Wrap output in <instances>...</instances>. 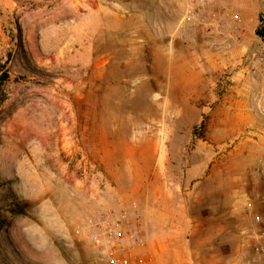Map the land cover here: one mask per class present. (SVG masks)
Wrapping results in <instances>:
<instances>
[{"label":"rangeland","instance_id":"obj_1","mask_svg":"<svg viewBox=\"0 0 264 264\" xmlns=\"http://www.w3.org/2000/svg\"><path fill=\"white\" fill-rule=\"evenodd\" d=\"M209 1L242 44L179 31L181 0H0V264H106L77 230L134 203L157 264L264 241V0Z\"/></svg>","mask_w":264,"mask_h":264},{"label":"built area","instance_id":"obj_2","mask_svg":"<svg viewBox=\"0 0 264 264\" xmlns=\"http://www.w3.org/2000/svg\"><path fill=\"white\" fill-rule=\"evenodd\" d=\"M181 1L184 3V9L179 16V31L197 28L219 36L220 40L225 38L222 45L225 51L242 44L243 29L239 13L231 12L217 1ZM248 22L255 25L256 45L253 49H246V61L249 65L255 62L264 67V16H250ZM248 206L253 209L254 201H249ZM136 208L134 203L130 209H115L101 219L90 220L77 232L89 233L106 264H157L145 223ZM255 219L262 221L260 215H256ZM238 264H264V241L256 243L252 255L244 254Z\"/></svg>","mask_w":264,"mask_h":264},{"label":"crops","instance_id":"obj_3","mask_svg":"<svg viewBox=\"0 0 264 264\" xmlns=\"http://www.w3.org/2000/svg\"><path fill=\"white\" fill-rule=\"evenodd\" d=\"M223 2H225V3H227V4H230V2H231V0H222ZM243 6V7H242ZM241 6V10L242 11H244V12H247V11H261L262 9H261V7H260V5H258V7L256 6V8H249V7H247V6H245V5H242ZM245 6V7H244ZM240 8V7H239ZM196 55H199V56H204V54H202V53H196V54H194V56H196ZM246 72L244 73V72H242V70L238 73V75H243V76H245V83H247V76H246ZM260 103H261V101H260ZM260 103L259 104H257L258 106V109H259V111L261 110L260 108H259V105H260ZM260 106H262V105H260Z\"/></svg>","mask_w":264,"mask_h":264}]
</instances>
